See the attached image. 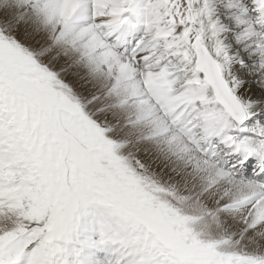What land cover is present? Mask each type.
<instances>
[{
	"label": "snow or ice",
	"instance_id": "6c2138e0",
	"mask_svg": "<svg viewBox=\"0 0 264 264\" xmlns=\"http://www.w3.org/2000/svg\"><path fill=\"white\" fill-rule=\"evenodd\" d=\"M0 264H264V0H0Z\"/></svg>",
	"mask_w": 264,
	"mask_h": 264
}]
</instances>
